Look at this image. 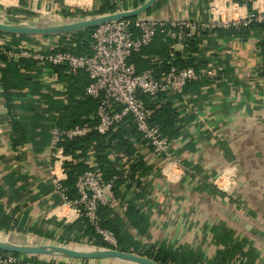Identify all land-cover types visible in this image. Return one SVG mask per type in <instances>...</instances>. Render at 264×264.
I'll list each match as a JSON object with an SVG mask.
<instances>
[{"label": "crops", "instance_id": "crops-1", "mask_svg": "<svg viewBox=\"0 0 264 264\" xmlns=\"http://www.w3.org/2000/svg\"><path fill=\"white\" fill-rule=\"evenodd\" d=\"M99 1L92 0L91 6ZM125 1L133 8L147 0ZM228 1L220 0L225 14H232ZM83 2L36 0V9L42 11L33 10V0L0 3V16L10 10L25 17L33 13L49 15L59 11L63 4L82 8ZM242 2L239 0V9L243 8L244 14L255 11V0L247 5ZM210 6L212 0H156L142 16L164 22L208 23L214 18ZM263 34L253 28L244 37L222 31L219 37L210 36L199 44L202 62L196 67L220 64L224 73L209 83H190L174 95L180 128L171 139V152L181 171L175 172L177 176H171L170 182L161 178L162 157L139 141L134 143L138 160L134 162H141L146 168L142 175L137 173L141 193L132 195L125 186L119 187L122 198L114 193L107 216L101 219L124 235L129 250L143 253L161 246L185 259L186 264H264ZM192 38L200 36L195 34ZM52 43L50 37L29 38L17 48L41 49L42 44L51 47ZM175 49L184 50L179 46ZM6 61L0 60V235L28 245L69 244L76 231L65 236L64 229L77 220L72 214H53L59 199L53 193L48 173L49 128L58 121L52 104L58 97L63 102L67 85L52 67L22 58ZM26 61H30L28 66H22ZM63 71L69 75L66 69ZM9 77L16 78L24 88L5 89L2 82ZM11 94L16 100H12ZM117 154L126 156L111 152L110 158ZM71 156L73 165L96 170L104 179L94 152L84 158L79 152ZM225 169L232 170L229 178L233 184L221 192L214 188L213 181ZM23 258L36 264L111 261L42 255L20 256L18 264Z\"/></svg>", "mask_w": 264, "mask_h": 264}, {"label": "built area", "instance_id": "built-area-1", "mask_svg": "<svg viewBox=\"0 0 264 264\" xmlns=\"http://www.w3.org/2000/svg\"><path fill=\"white\" fill-rule=\"evenodd\" d=\"M249 1L244 0L242 3L247 5ZM228 2L237 6L232 8V12L239 9V0ZM255 4L254 12L237 16L235 19L231 18L232 14H225L223 21L219 15L208 23L197 24L188 21H155L139 15L134 19H121L100 25L91 34L92 54L90 56H76L69 52L58 51V41L50 44L51 47L42 44L41 49L26 50L17 47L7 49L6 43L9 40L0 37V60L1 57L7 61L22 58L37 62L42 67H64L72 75L83 72L89 80L85 95L96 101V109L91 118L93 123L66 129L62 128L57 121L52 123L48 173L53 193L59 199L58 208L68 204L70 208L75 209L76 220H84L106 245L105 248L100 249L118 251V240L115 234L101 228L97 216L99 207L109 206L113 198L115 182L122 179L123 186H128L132 195H138L141 192L140 179L131 171V165L137 160L136 154L113 156L112 159L116 161L120 175L109 181H104L96 170H86L77 174L73 185L75 198L71 199L65 184L68 178V166L74 159L71 155L65 154L61 144L64 141L83 138L91 132L104 136L114 130L117 124L130 118L141 137V142L153 154L159 155L164 160L161 178L170 182L171 176H177L175 172L181 171V166L178 159L172 155L171 140L157 125L150 122L152 112L145 105L142 96L154 101L163 95L180 94L190 83L202 80L209 83L220 77L224 73V68L220 64L214 63L208 68L178 67L175 60L178 50L175 46L185 49L188 41L195 34L201 36L207 33L211 37H216L215 30L219 29L243 36L254 25L264 23V8H261L264 3L261 0H255ZM64 6L73 8L66 4ZM93 6L90 8L92 9ZM158 34L163 35L170 42L166 56L150 58L149 69L138 72L131 58L149 47ZM204 85L206 86L205 83ZM63 102L65 103V99ZM232 184V178H229L226 186L218 184L217 178L213 181L214 188L221 192H226ZM20 260V257L12 253L0 252V264H18Z\"/></svg>", "mask_w": 264, "mask_h": 264}, {"label": "trees", "instance_id": "trees-1", "mask_svg": "<svg viewBox=\"0 0 264 264\" xmlns=\"http://www.w3.org/2000/svg\"><path fill=\"white\" fill-rule=\"evenodd\" d=\"M101 6L98 10L94 12V16H101L103 15L104 11L108 9L111 13L114 11L112 10L111 2L109 0H100ZM113 1V0H112ZM125 3V0H118ZM139 4H135L134 8H136ZM149 12V11H148ZM7 14L17 13L16 11H7ZM142 15V14H141ZM135 17L126 18V19H134ZM96 28V27H95ZM95 28L87 29L84 31H78L72 35V40L64 39L65 36H57L59 39L58 51L61 52H69L76 56H90L92 54L91 50V34ZM255 31L261 32L264 31V23L254 25L252 27ZM222 31L225 30H215L216 36L219 37ZM228 32V31H226ZM231 31H229L230 33ZM233 35L236 34L235 32H231ZM0 37L2 38H9L10 41L6 46L7 49H11L13 47L20 46V43L29 39L30 37L26 36H16L12 34H5L0 32ZM210 35L204 33L200 36V38L195 39L192 38L189 40L187 46L182 52H176L175 60L176 65L178 67H195L201 64L199 57V44L202 42L203 39L209 40ZM167 40L164 38L163 35H156L152 44L145 48L141 53L135 54L131 61L136 65L137 71H143L145 69H149L148 60L153 57H164L166 56V45ZM1 60H4L1 57ZM6 61V60H5ZM8 61H6L7 63ZM30 61H26L22 63V66H28ZM12 64V63H11ZM64 67L52 68L53 72L57 74L60 80H63L67 85V90L65 93V103L60 102L59 97L54 99V105L52 104L53 110L56 112L58 117V123L62 128H72L76 125H82L85 123H93L92 116L94 115L96 109V101L88 98L85 95V88L89 84V80L87 76L80 72L76 75H66L63 74ZM11 71H15V69H11ZM3 87L5 89L12 88H24V84H20L16 78L9 77L3 80ZM11 90L9 92H11ZM14 94V93H13ZM12 95V100H16L15 97ZM10 98V94L6 95ZM176 97L174 95H163L158 97L156 100L151 101L149 98L142 96V99L145 102V105L151 110V123L153 125H157L162 133L167 136L170 140L177 135V132L180 128V121L178 119V109L174 106L173 101ZM51 128V126H50ZM49 128V130H50ZM20 130V127H19ZM23 133V132H22ZM139 141L141 143V137L136 132L134 126L132 125L131 119L126 118L121 123L117 124L111 132L104 136L98 135L96 132H91L87 136L76 139L74 141H64L61 145L64 148L65 154L72 155L75 152L80 153V157L84 158L87 153L90 151L94 152L96 163L98 167L102 171L104 175V181H109L113 177L119 176L120 173L118 171V165L115 164L116 161L110 158V153H120L125 154L126 156H131L135 152L134 143ZM138 161V160H137ZM134 162L131 165V171L133 175L136 173L142 175L146 168L142 165L141 162L137 163ZM85 167L82 164L76 165H69L68 166V178L65 184L67 189V194L69 198H75V193L73 189L75 176L77 174H81L85 172ZM123 186V180L119 179L115 182V186L113 189V194H118L119 197L122 196L117 191L119 187ZM128 186H125L127 189ZM129 189V188H128ZM141 193V192H140ZM107 206L106 207H99L97 211V216L99 220V225L103 229H107L112 231L117 240H118V251L126 252V253H134L141 257H145L157 264H186L185 259H181L175 252L170 250H166L161 246L158 249L151 248L149 250L141 251L133 249L129 250V245L124 238V235L120 231L115 228H110L106 221H101L103 218L105 219L107 216ZM76 231V234L74 233ZM75 234L71 241L73 243L81 244L84 243L87 246L93 248H105L106 245L101 241V239L96 236L93 232V229L85 223L84 220L77 221L74 225L68 226L64 229V235L70 236L71 234ZM84 241V242H83ZM61 244V242H60ZM63 244V243H62ZM76 249H85L81 247H77ZM87 249V248H86ZM16 255V254H14ZM20 257L19 255H16ZM121 263L133 264L126 261L121 260H112ZM26 262H30L32 264H36L32 262L31 259L23 258L21 264Z\"/></svg>", "mask_w": 264, "mask_h": 264}, {"label": "water", "instance_id": "water-1", "mask_svg": "<svg viewBox=\"0 0 264 264\" xmlns=\"http://www.w3.org/2000/svg\"><path fill=\"white\" fill-rule=\"evenodd\" d=\"M156 0H147L141 6L125 11L115 12L108 15H101L90 19L77 20L72 22H62L47 26H24V25H9L0 22V32L5 34H12L16 36H63L78 31L95 28L113 21L139 16L146 12ZM0 252L12 253L19 256H51L61 255L69 259L77 260H121L133 264H157L145 257L136 254L126 253L117 250L105 249H76L67 246L57 245H28L23 243H15L11 240H0Z\"/></svg>", "mask_w": 264, "mask_h": 264}, {"label": "rangeland", "instance_id": "rangeland-1", "mask_svg": "<svg viewBox=\"0 0 264 264\" xmlns=\"http://www.w3.org/2000/svg\"><path fill=\"white\" fill-rule=\"evenodd\" d=\"M142 4H139L137 7L141 6ZM100 6H101V1H99L98 4L94 5L92 9L87 8V7H82V9L77 8V7L68 8V7L62 5L60 7L59 11H56V12L51 13L49 15L41 14V13H33L31 16L25 17V16H20L17 13H13V14H7L8 16H4V17L0 16V22L4 23V24H9V25L47 26V25L62 23L65 21L66 22H72V21L84 20V19H90L93 17H97V16H94V12L96 10H98ZM111 6H112V10L114 11L113 13L125 12V11L135 9L134 7L132 8V5L130 3H126V2L123 3L122 1H118V0H113L111 2ZM103 13H104L103 15L112 14L110 11H108V9H106ZM75 33L63 35V36H65L64 39H66L67 41L72 40L73 38H72L71 34H75ZM30 38H41L43 40H46L47 37H41V36H33L32 37L31 36ZM53 38H54V36H50V42L53 40H54V42L57 41L56 39H53ZM58 42H59V40H58ZM2 238L6 241L9 240L8 237L0 235V240H2ZM13 241L19 243V241H16V239ZM52 245L53 246L62 245V246L70 247V248L81 247V248H85V249L86 248L94 249L93 247L87 246L84 243H81V244H75L72 242L69 244L54 243ZM107 264H127V263L110 261V263H107Z\"/></svg>", "mask_w": 264, "mask_h": 264}, {"label": "clouds", "instance_id": "clouds-1", "mask_svg": "<svg viewBox=\"0 0 264 264\" xmlns=\"http://www.w3.org/2000/svg\"><path fill=\"white\" fill-rule=\"evenodd\" d=\"M8 2L11 3H17L18 0H0V3L7 4ZM74 2V0H69V3ZM262 3H264V0H261ZM92 0H84L83 4L81 6L88 7L91 6ZM237 6L235 4H229L228 8H236ZM33 10L36 11H42L43 9H36V0H33L32 4ZM210 12L212 13L213 17H215L217 14L219 15L220 19L223 21L225 17V7L220 2V0H212V6H210ZM244 10L243 8H240L239 10L232 13L231 18L235 19L237 16L243 15ZM232 175L231 169H225L217 178V183L226 186L229 183V177ZM53 214H55L57 217L61 216H68L69 214L75 215L76 210L70 208L68 204H64L59 208L53 209Z\"/></svg>", "mask_w": 264, "mask_h": 264}]
</instances>
